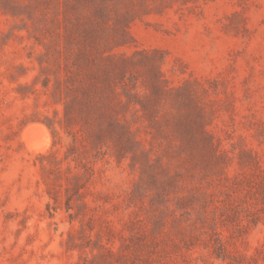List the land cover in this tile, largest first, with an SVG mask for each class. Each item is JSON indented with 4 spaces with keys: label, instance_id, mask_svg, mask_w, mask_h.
<instances>
[{
    "label": "rangeland",
    "instance_id": "1",
    "mask_svg": "<svg viewBox=\"0 0 264 264\" xmlns=\"http://www.w3.org/2000/svg\"><path fill=\"white\" fill-rule=\"evenodd\" d=\"M0 264H264V0H0Z\"/></svg>",
    "mask_w": 264,
    "mask_h": 264
},
{
    "label": "trees",
    "instance_id": "2",
    "mask_svg": "<svg viewBox=\"0 0 264 264\" xmlns=\"http://www.w3.org/2000/svg\"><path fill=\"white\" fill-rule=\"evenodd\" d=\"M120 76V75H119ZM89 82L80 89L81 98H75L73 106H77L83 120V127L87 131V141L92 149H99L100 143L113 139L128 143L126 124H121L116 105L127 107V103L120 100L113 90V75L103 67H97V73L85 77ZM68 105H65L64 116L68 121Z\"/></svg>",
    "mask_w": 264,
    "mask_h": 264
},
{
    "label": "bare ground",
    "instance_id": "3",
    "mask_svg": "<svg viewBox=\"0 0 264 264\" xmlns=\"http://www.w3.org/2000/svg\"><path fill=\"white\" fill-rule=\"evenodd\" d=\"M35 133H37L38 134V136H39V133L40 134H42L43 132H41L40 131V129H39V127H37V126H33V127H31V128H29L24 134L26 135H24L23 136V138H25V141H27V138L28 137H31L33 134H35ZM37 134H35V135H33L32 137L34 138V136H37ZM46 135V134H45ZM42 136H44L43 134L41 135V137ZM45 139H47V136H46V138ZM31 140V139H30ZM30 140H29V143H30ZM44 140V139H43ZM31 142H33V141H31ZM27 143V142H26ZM35 145H37V144H35ZM38 146V145H37ZM41 146V145H40ZM42 147V146H41ZM47 147V146H46ZM43 148H44V145H43ZM42 148V149H43ZM37 150V149H36ZM39 150V149H38ZM44 150V149H43ZM31 151H34L35 152V148H33V150H31ZM40 151V150H39Z\"/></svg>",
    "mask_w": 264,
    "mask_h": 264
}]
</instances>
